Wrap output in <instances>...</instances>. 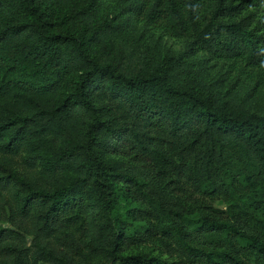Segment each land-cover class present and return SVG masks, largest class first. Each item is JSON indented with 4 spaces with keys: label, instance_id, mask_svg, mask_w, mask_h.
Listing matches in <instances>:
<instances>
[{
    "label": "trees",
    "instance_id": "1",
    "mask_svg": "<svg viewBox=\"0 0 264 264\" xmlns=\"http://www.w3.org/2000/svg\"><path fill=\"white\" fill-rule=\"evenodd\" d=\"M114 1L116 20L94 0H0V153L38 164L29 178L0 166V196L17 198L0 264H173L122 253L152 239L190 264H264V104L129 30L141 16L264 81V0ZM19 229L38 236L31 253Z\"/></svg>",
    "mask_w": 264,
    "mask_h": 264
},
{
    "label": "rangeland",
    "instance_id": "2",
    "mask_svg": "<svg viewBox=\"0 0 264 264\" xmlns=\"http://www.w3.org/2000/svg\"><path fill=\"white\" fill-rule=\"evenodd\" d=\"M94 1L97 3L102 17L116 20L121 16V10H119L120 5L114 0ZM54 11L56 13L62 12L56 8H54ZM56 20L60 21L59 19ZM59 26L62 27L63 25ZM129 30L135 37L153 46L162 54L175 55L184 52L188 59L206 60L209 64L210 72L218 74L222 78L218 85L222 93L235 95L249 109L262 112L264 104V81L258 76L259 67L245 65L241 58H211L203 50L188 47L189 38L187 36H173L167 33L164 27L147 24L141 16H133ZM90 48L91 50L107 51L110 50V44H91ZM101 155L105 160L109 161L122 158L109 153H102ZM0 162L2 164L0 166L3 174H15L20 178H29L35 169L38 168V164L33 163L24 151L16 155L0 153ZM21 193L24 194L25 191ZM195 195L204 203L214 207H226L233 197H237V193L233 196L223 194L209 196L203 193H196ZM16 204L17 198L14 197V192L8 191V187L3 189L2 195L0 196V225L5 224L12 227V221L9 219V216L13 208L16 207ZM140 221L143 222L144 220L139 219ZM19 231L23 234L26 246L31 253L34 250L33 242L38 240V236L30 230L19 229ZM121 247L123 254L145 252L157 258L172 262L173 264H190L184 262L179 256L168 252L156 239L145 240L140 243L122 244ZM103 260L104 257L100 256L94 259L93 262L97 264V262Z\"/></svg>",
    "mask_w": 264,
    "mask_h": 264
}]
</instances>
